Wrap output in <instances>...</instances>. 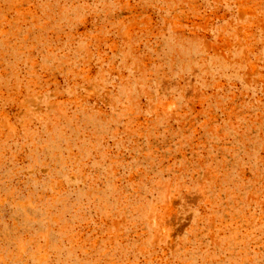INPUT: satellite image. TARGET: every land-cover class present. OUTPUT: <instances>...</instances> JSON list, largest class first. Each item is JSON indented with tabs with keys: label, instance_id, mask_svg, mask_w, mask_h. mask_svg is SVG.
I'll list each match as a JSON object with an SVG mask.
<instances>
[{
	"label": "rangeland",
	"instance_id": "374dc122",
	"mask_svg": "<svg viewBox=\"0 0 264 264\" xmlns=\"http://www.w3.org/2000/svg\"><path fill=\"white\" fill-rule=\"evenodd\" d=\"M0 264H264V0H0Z\"/></svg>",
	"mask_w": 264,
	"mask_h": 264
}]
</instances>
